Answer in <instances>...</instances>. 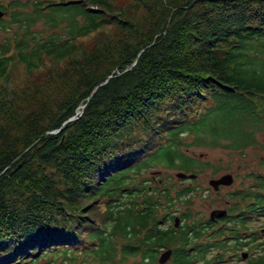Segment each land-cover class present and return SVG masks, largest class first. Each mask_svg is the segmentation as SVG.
I'll use <instances>...</instances> for the list:
<instances>
[{"label": "trees", "instance_id": "1", "mask_svg": "<svg viewBox=\"0 0 264 264\" xmlns=\"http://www.w3.org/2000/svg\"><path fill=\"white\" fill-rule=\"evenodd\" d=\"M117 1L0 4V264H159L164 248L172 264H199L213 241L201 242L210 220L190 211L197 186L145 174L197 176L210 164L190 147L261 144L264 0ZM110 24L117 37L102 35ZM95 32L103 37L84 49ZM44 58L66 63L13 86L15 65L29 72ZM255 175V201L252 185L234 191L230 211L259 209V220Z\"/></svg>", "mask_w": 264, "mask_h": 264}, {"label": "rangeland", "instance_id": "2", "mask_svg": "<svg viewBox=\"0 0 264 264\" xmlns=\"http://www.w3.org/2000/svg\"><path fill=\"white\" fill-rule=\"evenodd\" d=\"M7 0H0V4L6 2ZM131 0H119L116 2L118 6H126ZM4 19L8 20L9 16H4ZM14 29V27H13ZM34 29L38 32L48 33L49 29L47 26L39 23ZM45 30V31H44ZM103 34L108 33L109 35L117 37L119 35V29L113 25H108L103 28ZM12 32V30L10 31ZM100 33H92L88 36L81 38L79 41L82 43L84 49H92L99 43V36L103 37ZM6 32L1 31L0 37H5ZM66 61H53L49 58H44L40 67L27 72L22 66L15 65L12 69L11 78L12 84L15 87L25 86L28 83H36L46 79L48 70L55 68L56 70L61 69ZM80 110L77 111V114ZM75 117V116H74ZM73 119V118H71ZM70 120V119H69ZM258 141L264 144V132L258 133ZM250 146L243 151H233L224 148H208V147H190L189 154L195 155L202 161L209 162L210 166L205 167L198 171L197 176L194 178L195 182L191 183L190 179H180L176 177V170L164 169L157 167L155 169H150L145 174V177L150 179L152 183L154 181L171 183L174 182L178 186L194 184L197 186V192L192 196V203L190 204V211L196 214V218L201 220H206L209 214L213 210H221L226 206L231 207L236 200L232 198V193L234 191L248 188L250 185H254L255 179L252 175L263 174L264 175V148L262 145ZM230 173L234 176L233 182L230 185L224 186L219 190H214L208 181L212 178H218L219 176ZM187 206L179 204L176 206L174 215L178 216L180 213L186 209ZM249 228L252 230L260 231L264 229V218L260 220H252L249 224ZM205 237V236H204ZM210 239V238H209ZM207 241V238H202L201 242ZM162 249L159 254L165 250ZM214 250H211L210 254H213ZM158 254V256H159ZM209 254V255H210ZM157 256V258H158ZM133 259H129L128 262ZM216 262V263H215ZM211 264H245L242 260H227L222 262L215 261ZM95 261L92 259H87L85 261H76L72 264H94ZM127 263V262H126ZM125 263V264H126ZM37 264H41V261ZM60 264L59 259L56 263ZM68 264V263H63ZM124 264V263H123ZM128 264V263H127ZM164 264H172L171 258Z\"/></svg>", "mask_w": 264, "mask_h": 264}, {"label": "flooded vegetation", "instance_id": "3", "mask_svg": "<svg viewBox=\"0 0 264 264\" xmlns=\"http://www.w3.org/2000/svg\"><path fill=\"white\" fill-rule=\"evenodd\" d=\"M3 11H4V15L2 17L6 16L7 13L5 10ZM222 187L223 185H220L217 190L221 189ZM251 187L253 188L255 193L251 195L253 197V200L250 201L249 198L248 203L254 202L256 196L255 184L252 185ZM261 195L262 192L259 196ZM259 206L260 205L258 206L256 205L254 206V208ZM231 208H233V204H231V207L226 206L225 208L221 209V210H226V214L222 217L213 218V219H210L208 217V219L210 220L209 222L210 227L206 229V233L201 237V239L210 238L211 241H213V243L210 246V250L207 251V253L205 254V259L199 261V264H203V261L205 260L206 261L209 260L210 264L215 261L222 262V261H227L229 259L230 261L242 260L245 264H253V262L255 264V262L257 261H261V260L264 261V229L262 228L258 232L256 230H252L251 228H249V224L252 222V220H254L256 216L260 214L259 209H254V212H250V213L246 212V213H242L243 215H241L240 212H231L230 211ZM242 218L243 220H241ZM259 218H263V217H259ZM233 228L239 230L237 235L233 234L232 232ZM217 244H219L221 247L217 246ZM211 250H214L213 254H210Z\"/></svg>", "mask_w": 264, "mask_h": 264}, {"label": "water", "instance_id": "4", "mask_svg": "<svg viewBox=\"0 0 264 264\" xmlns=\"http://www.w3.org/2000/svg\"><path fill=\"white\" fill-rule=\"evenodd\" d=\"M4 15V11L0 9V18ZM75 118V117H72ZM176 177L180 178V179H184V178H195L196 174L194 173H185L183 171H178L176 172ZM233 182V176L230 173H226L223 174L221 176H219L218 178H212L208 181V184L214 189L217 190L219 188L220 185H230ZM226 214V210H213L210 212L209 218L213 219V218H218V217H222ZM180 222V218L178 216H175L173 219V223L174 226L177 227L178 224ZM172 256V249L171 248H167L165 250H163L158 258H157V262L159 264H164L166 261H168Z\"/></svg>", "mask_w": 264, "mask_h": 264}]
</instances>
